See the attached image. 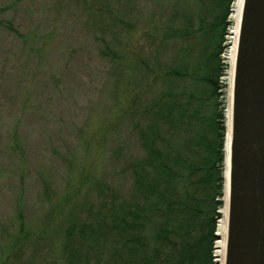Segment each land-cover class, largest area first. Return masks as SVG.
<instances>
[{"label": "rangeland", "instance_id": "1", "mask_svg": "<svg viewBox=\"0 0 264 264\" xmlns=\"http://www.w3.org/2000/svg\"><path fill=\"white\" fill-rule=\"evenodd\" d=\"M233 2L226 24L211 31L220 10L211 13L210 0H0L1 19L25 37L0 28L1 246L16 227L18 209L29 228L42 225L45 184L59 192L83 171L92 177L88 189L102 180L128 195L129 163L143 154L138 106L161 90L162 84L152 86L158 73L187 59L206 60L218 53L220 40L213 61L221 67L218 94H205L203 82L196 83L206 121L223 114L219 122L226 125ZM187 29L195 33L180 36ZM203 60L192 80L206 73ZM42 238L19 264H61L60 236ZM5 257L0 247V264Z\"/></svg>", "mask_w": 264, "mask_h": 264}, {"label": "trees", "instance_id": "2", "mask_svg": "<svg viewBox=\"0 0 264 264\" xmlns=\"http://www.w3.org/2000/svg\"><path fill=\"white\" fill-rule=\"evenodd\" d=\"M230 2L210 0L211 13L217 6L220 13L209 30L226 24ZM1 15L0 28L25 39ZM173 31L167 30L168 38H175ZM183 31L180 36L186 37L194 30ZM221 42L218 53L206 60L200 58L196 64L187 59L181 67L171 64L157 74L152 86L162 84L161 90L137 109L136 132L143 154L129 163V194L121 196L102 180L88 189L92 177L83 171L77 183H69L60 193L45 184L42 201L48 209L42 225L29 228L24 211L18 209L16 227L0 245L6 253L4 264H19L30 246L52 232L61 238V264H213L216 220L223 206L217 197H224L225 189L226 125L219 122L223 114L206 121L196 80L203 82V93L218 94L221 67L213 61L219 58ZM209 48L205 44L204 58ZM200 60L206 73L193 81ZM179 83L187 88L181 89ZM91 194L92 202H84Z\"/></svg>", "mask_w": 264, "mask_h": 264}, {"label": "water", "instance_id": "3", "mask_svg": "<svg viewBox=\"0 0 264 264\" xmlns=\"http://www.w3.org/2000/svg\"><path fill=\"white\" fill-rule=\"evenodd\" d=\"M231 100L224 264H264V0L243 1Z\"/></svg>", "mask_w": 264, "mask_h": 264}, {"label": "bare ground", "instance_id": "4", "mask_svg": "<svg viewBox=\"0 0 264 264\" xmlns=\"http://www.w3.org/2000/svg\"><path fill=\"white\" fill-rule=\"evenodd\" d=\"M243 1L244 0H234L230 14V19L232 21V26L230 28L231 46L226 55L229 64L226 81L229 87H228V106L225 113L226 125L229 134L231 127L232 82H233L234 63H235L238 31L240 26ZM229 134L227 135V140H226L225 159L228 156V151H229L228 150ZM219 214L221 215V217L217 220L216 233L218 236H220L221 239L218 240L215 244V262L216 264H224L225 239H226V230H227V190L226 193L224 192L223 206L222 208L219 209Z\"/></svg>", "mask_w": 264, "mask_h": 264}]
</instances>
